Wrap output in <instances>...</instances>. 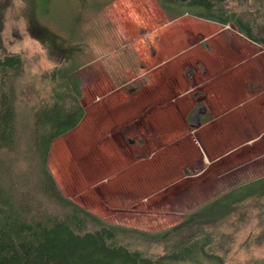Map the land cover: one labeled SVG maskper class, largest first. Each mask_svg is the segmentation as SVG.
Segmentation results:
<instances>
[{
  "label": "rangeland",
  "instance_id": "374dc122",
  "mask_svg": "<svg viewBox=\"0 0 264 264\" xmlns=\"http://www.w3.org/2000/svg\"><path fill=\"white\" fill-rule=\"evenodd\" d=\"M12 2L6 15L4 43L10 52L22 53L29 60L37 58L39 67H34L35 71L48 69L50 62L47 59H51L54 65L58 64L69 55L72 48H78L83 52L82 69L78 75L82 81L81 103L86 114L75 130L53 143L48 163L51 174L67 198L110 224L158 234L180 224L187 214L213 197L242 182L264 176L262 149L264 143L256 147L251 146L240 154L244 159H238L235 155L226 157L219 165L210 166L209 171L200 179L191 177L200 173L202 171L200 168L191 173L187 166H183L180 175L186 177L183 182H177L181 163L197 157L194 150L188 149L189 145L184 150H191V154L181 156L178 147L169 154L166 164L157 155L152 158L156 161L154 164L148 163L151 160L150 155L163 148L169 140L180 138L186 131H194L190 126V118L197 110L192 111L189 119L183 112L177 110L168 116H165L164 112L154 113L150 106L157 105L158 102L150 100L156 93L148 91L151 86L148 88L145 83H138L139 81L129 85L116 84L113 78L115 74L112 77L109 74L111 69L109 57L104 56L102 60H98L102 58L101 53H95L93 48L110 44L112 50L120 51L119 56H122L124 51L125 64L134 61L133 65L138 69L142 67L148 69L155 60L150 61L149 58L153 44V39L149 40V37L155 35V44L164 45L162 35L159 36L161 33H155L161 28H168L165 31L170 30L171 33L167 37H172L173 40L179 38L178 42L182 40L181 48L196 46L185 56L187 70L194 69L195 73L199 74V70L210 68L203 79H210L213 74L215 76L221 74L220 83L225 82L226 85L222 88L227 89L228 79L231 81L229 78L231 74L227 71L264 49L263 46L251 42L234 24L222 25L188 14L174 19L163 9L160 0ZM168 26H172V29ZM41 38H44V43ZM174 45L175 43L172 44L173 47ZM48 48L51 49L52 56ZM167 55H170V52H167ZM254 60L256 61L246 75L256 80L261 91L264 84L261 67L264 65L257 57ZM91 61V69H85V65ZM103 63L108 64L106 65L108 67ZM113 66L118 68L119 62L116 63L114 60ZM114 68L111 71L114 72ZM90 76L93 79L90 80ZM196 76L194 79L199 77ZM234 79L239 82L241 76L236 75ZM193 84L196 82L190 81L188 85H181L177 88V94L183 93L184 89L191 88ZM19 85L20 100L32 104L38 101L41 85L29 77L21 80ZM131 88L140 92V97L136 98L137 101L139 99L138 104L133 103L129 99L130 96L127 97L118 91L124 89L122 92L128 94ZM163 90L164 88L160 87L158 94L163 93ZM206 91L212 92L211 88ZM196 94V92L190 94L189 98L193 101L197 97ZM105 95L109 97H104ZM188 100L185 107L182 102H178L177 109L180 110L182 104L183 108L190 110L191 100ZM261 100L263 101L248 105L240 113L222 123L218 120L213 123L214 126L202 127L196 136L202 140V136L208 132L204 137L205 143L214 146L213 151L220 153L229 151L228 146L237 145L236 143L245 137L254 138L261 134L263 130L260 132L259 128L264 126V95ZM204 103L207 107L212 105L210 99ZM133 115H140V118H136L138 123L135 120V124L128 125L125 130L123 126L131 123L130 117ZM128 116L130 117L127 118ZM202 118H206V121L214 119L212 112ZM217 122L220 124L217 125ZM151 123L158 129L172 124L171 133L166 131L167 128L163 130L167 134L160 129L162 133L159 137ZM201 124L204 125L202 122ZM107 127L110 132H103ZM215 129L216 133L209 134ZM107 134L113 136V139L107 140L108 142L103 141ZM157 152L156 154H161ZM207 154L211 155L208 150ZM130 159L140 164L135 167L138 169L131 171L133 169L129 166ZM204 166H209V162L201 166V169H204ZM231 225L230 222L223 224L225 228ZM239 228L237 234L235 229L230 230V235L226 239L229 241L227 248L230 249V253L225 256V264H264L263 232L255 229L253 225L246 226L243 223Z\"/></svg>",
  "mask_w": 264,
  "mask_h": 264
},
{
  "label": "trees",
  "instance_id": "16d2710c",
  "mask_svg": "<svg viewBox=\"0 0 264 264\" xmlns=\"http://www.w3.org/2000/svg\"><path fill=\"white\" fill-rule=\"evenodd\" d=\"M12 1L0 0V264H225L230 230L239 233L243 223L264 235V176L213 197L158 234L110 224L67 198L48 163L53 143L86 114L78 75L83 52L72 48L58 64L47 59L49 68L35 71L37 58L10 52L4 43ZM160 3L174 19L188 14L234 24L264 47V0ZM28 77L41 85L33 104L18 95Z\"/></svg>",
  "mask_w": 264,
  "mask_h": 264
},
{
  "label": "crops",
  "instance_id": "0c3cea01",
  "mask_svg": "<svg viewBox=\"0 0 264 264\" xmlns=\"http://www.w3.org/2000/svg\"><path fill=\"white\" fill-rule=\"evenodd\" d=\"M169 25V24H168ZM169 27V26H168ZM172 26L169 27V29ZM168 28H161L158 32H154L155 34H159L162 35L163 39H164V45L160 44V45H156L154 42V39L156 38L155 35H152L151 37H149V40L153 39V44L151 46L150 49V61H152V66L149 67L148 69H145V67L139 68L135 65H133V62L131 64H125V54L123 51V55L119 56V52L120 51H114L112 50V46L109 44H102L100 45V47H93L95 53H101L102 58H98V60H102L103 57H109L108 60L111 64V69H110V75L111 77L113 76V74H115V76H113L114 78V82L117 83H122L123 85H129L131 83H145L146 86H148L149 88V92H156L154 93V95H152V97L150 98L151 101L153 102H158L157 105H153L150 106V108L152 107L153 112H164L165 116H168L169 113L171 114L173 111H181L185 114V117H188L190 114L192 113V111L195 110H199L202 107H206L207 112L206 114L209 115V112H212L213 114V118L214 119H210L208 121L202 122V118H201V122L204 124L198 129H194V131L191 132H183L184 134H182V136L178 139L173 140H169L168 143H166L163 148L157 150L159 151V153L161 154H156L158 153L157 151L154 152L152 155H150L151 160H149L148 163H153L156 161H153L152 158L155 157H161L160 159L162 161H164V163L166 164L169 158V154L175 150L176 148H180V152H181V156L184 154H191V150H194V155L196 158L191 159L190 161H187L188 159H186V161L184 163H181L180 169H179V179L177 180V182H183L184 179H186V177H181V173H182V168L183 166H187L189 171L191 173H193V170H196L197 168H200V173L191 176V177H195L197 179H200L204 173L206 171H209V167L210 166H214V165H219L222 161H224L226 159V157H230V156H237L238 159H244L240 156V154L244 153L245 151H247V149H250L251 146L256 147L258 145H261L264 143V126H262L261 128H259L261 134H258L257 136H255L254 138L249 137V139H246V137L244 139H242L240 142L236 143L237 145H230L227 148L230 149L229 151L225 152V153H220L219 151H213L215 150L213 147H211L210 145H207L205 143L204 137L207 133H205L202 136V140H199L198 137L196 136V134L198 133V131H200V129H202V127H207L209 125H215L213 124L214 122L220 120L219 122L222 123L228 119H230L231 117H233L234 115L238 114L241 112V110L245 109L248 105L250 104H255L258 101H263L261 100V97L264 95V84H263V90L260 91L259 87L257 86L258 83H256V80H252L250 77H248L247 71L250 69V67L254 64V62L256 60L255 57L258 58V60H261L263 62L264 65V49L260 52L257 53L255 56H250L247 57V59H244L241 63H238L237 65L235 64L232 68L229 69V71H227V73H230V77L231 81H229V87H227V89L222 88L224 87L225 82L224 83H220V77L222 76L221 74L215 76L214 74L212 76H210V79H203L205 74L207 73L206 71H210V68H204V72L199 70V74L195 73L194 69H188L187 70V66L185 65V56L187 53H189L190 50L195 49L196 46L190 47L188 48L187 46L184 48H181L182 46H180L181 41H179V38L176 40H173L172 37H167V35H169L171 32L170 30H166ZM153 33V34H154ZM179 36V35H178ZM110 40L112 38H109ZM113 40V39H112ZM111 42V41H109ZM177 42V43H176ZM175 43L174 47L172 46V44ZM177 44V45H176ZM168 50H167V49ZM124 49V48H121ZM146 51V50H145ZM105 52V53H104ZM167 52H170V55H167ZM105 54V55H102ZM152 54V56H151ZM147 55V56H148ZM243 56V55H242ZM129 57V56H128ZM260 57V58H259ZM114 60L116 63L119 62L118 68H114ZM257 60V61H258ZM103 65H108V64H104ZM92 67V61L88 64L85 65V69H91ZM108 67V66H106ZM112 68H114V72L111 71ZM261 73L262 76L264 78V66L261 67ZM109 75V76H110ZM196 75H199L198 78L194 79V77H197ZM241 76L240 81L238 82L237 80L234 79V76ZM208 76V75H206ZM192 78V79H191ZM93 79L92 76H90V80ZM123 79H125V81L123 82ZM182 79H186V80H182ZM128 80V81H127ZM264 80V79H263ZM127 81V82H126ZM190 81H195L196 84H193V86L190 87H186L187 89H184L183 93L177 94V88H179L181 85H188L190 84ZM125 87V86H124ZM160 87H163V93L158 94V92L160 91ZM217 87V88H216ZM258 87V89H256ZM123 88V87H122ZM212 90L211 93L207 92L206 89H210ZM216 88V89H215ZM256 89V90H255ZM121 90V92H120ZM124 89H118L119 93L121 94H126L127 97H129L130 100L133 101V103L138 104L139 103V99L137 101L136 98L140 97V92L131 88L130 93H126V92H122ZM171 91L176 92L174 95L170 94ZM197 93V97L196 99H194L193 101L189 98L190 94L192 93ZM130 94V95H129ZM239 96L238 98L235 96ZM108 95H105L104 97H107ZM109 97V96H108ZM237 98V100H236ZM103 99V98H99ZM106 99V98H105ZM187 99H189L188 101L191 100L190 103V110L183 108V106H187V104L185 103L187 101ZM210 99L212 101V108L211 106L205 105L204 102H207V100ZM236 100V101H235ZM178 102H182L183 106L181 104L180 106V110H178ZM173 105L174 108H173ZM136 106V105H135ZM134 106V107H135ZM199 106V107H198ZM157 107V108H156ZM178 108V109H177ZM203 115L204 117L206 116ZM130 116H128L127 118H129ZM135 117V119H134ZM140 118V115H133V117L131 116L130 118H132L131 123H127L126 125H124V129L127 130L128 125L132 124V126L135 124V120L138 123L136 118ZM126 118V117H125ZM124 118V119H125ZM191 119V118H190ZM217 122L219 125L220 123ZM153 123V122H152ZM150 124L151 127H153V129H155V132H157L159 134V137H161V133L162 131L166 129V131L170 134L171 133V127L172 124H167L163 129H158L156 127V125L154 124ZM212 126V127H213ZM139 127V126H138ZM137 127V128H138ZM218 127V126H217ZM136 128V129H137ZM110 129L104 128L103 132H110ZM258 130V131H259ZM166 131H163V133ZM138 132V131H136ZM217 130H211L209 132L210 133H216ZM259 132V133H260ZM120 133V132H118ZM124 133V132H122ZM167 134V133H166ZM136 137V136H135ZM200 137V135H199ZM109 139H113V136H106L105 140L108 142L107 140ZM131 141H134L133 138H130ZM161 139V138H160ZM172 139V137H171ZM150 142L152 140H149ZM133 143V142H132ZM179 143L177 146L176 144ZM107 144V143H106ZM118 144V143H117ZM103 145V144H102ZM189 145L188 149L191 150H184L186 149V147ZM181 148L183 151H181ZM232 148V149H231ZM261 149V148H260ZM264 149V148H262ZM207 150L209 151V153L211 155L207 154ZM236 151V152H235ZM238 151V152H237ZM157 155V156H156ZM204 155V157H203ZM193 157V155H191ZM211 156V157H210ZM248 156V155H247ZM246 156V157H247ZM168 157V158H167ZM190 157V156H188ZM191 157V158H192ZM198 157L200 158V160H198ZM149 158V159H150ZM167 158V159H166ZM212 159V161L210 162V159ZM159 159V158H158ZM160 160V161H161ZM139 162V161H138ZM209 162V166H204V169H201L203 165L207 164ZM129 163H131L129 166L133 169L131 171H134L135 167L140 166V164H136L133 159H130ZM138 165V166H137ZM215 167V166H214ZM185 170V167H184ZM188 178V176H187ZM172 179V178H171ZM176 181V180H173Z\"/></svg>",
  "mask_w": 264,
  "mask_h": 264
},
{
  "label": "water",
  "instance_id": "95a60500",
  "mask_svg": "<svg viewBox=\"0 0 264 264\" xmlns=\"http://www.w3.org/2000/svg\"><path fill=\"white\" fill-rule=\"evenodd\" d=\"M207 112L206 107L200 108L194 116L190 119V126L194 129H198L201 127V117L205 115Z\"/></svg>",
  "mask_w": 264,
  "mask_h": 264
},
{
  "label": "flooded vegetation",
  "instance_id": "af4514ba",
  "mask_svg": "<svg viewBox=\"0 0 264 264\" xmlns=\"http://www.w3.org/2000/svg\"><path fill=\"white\" fill-rule=\"evenodd\" d=\"M197 111H198V110H197ZM197 111H196V112H197ZM194 115H195V114H194ZM201 118H202V117H201Z\"/></svg>",
  "mask_w": 264,
  "mask_h": 264
}]
</instances>
